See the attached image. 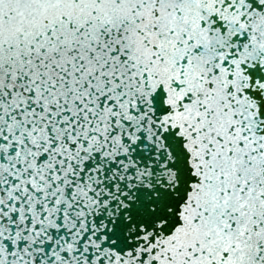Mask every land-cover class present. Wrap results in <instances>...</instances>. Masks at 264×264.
Masks as SVG:
<instances>
[{"label": "snow or ice", "instance_id": "obj_1", "mask_svg": "<svg viewBox=\"0 0 264 264\" xmlns=\"http://www.w3.org/2000/svg\"><path fill=\"white\" fill-rule=\"evenodd\" d=\"M0 264H264V0H0Z\"/></svg>", "mask_w": 264, "mask_h": 264}]
</instances>
